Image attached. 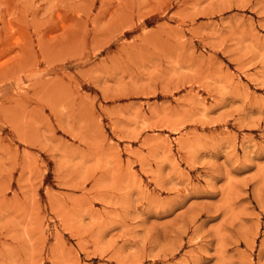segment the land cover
Returning <instances> with one entry per match:
<instances>
[{"label": "rangeland", "instance_id": "rangeland-1", "mask_svg": "<svg viewBox=\"0 0 264 264\" xmlns=\"http://www.w3.org/2000/svg\"><path fill=\"white\" fill-rule=\"evenodd\" d=\"M0 264H264V0H0Z\"/></svg>", "mask_w": 264, "mask_h": 264}, {"label": "bare ground", "instance_id": "bare-ground-1", "mask_svg": "<svg viewBox=\"0 0 264 264\" xmlns=\"http://www.w3.org/2000/svg\"><path fill=\"white\" fill-rule=\"evenodd\" d=\"M249 144V143H248Z\"/></svg>", "mask_w": 264, "mask_h": 264}]
</instances>
